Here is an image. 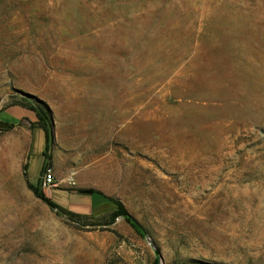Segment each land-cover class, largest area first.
Masks as SVG:
<instances>
[{"label":"rangeland","instance_id":"obj_1","mask_svg":"<svg viewBox=\"0 0 264 264\" xmlns=\"http://www.w3.org/2000/svg\"><path fill=\"white\" fill-rule=\"evenodd\" d=\"M0 120V264H264V0H0Z\"/></svg>","mask_w":264,"mask_h":264},{"label":"trees","instance_id":"obj_2","mask_svg":"<svg viewBox=\"0 0 264 264\" xmlns=\"http://www.w3.org/2000/svg\"><path fill=\"white\" fill-rule=\"evenodd\" d=\"M17 105H22L26 107L27 109L34 112V114L37 117V120L32 121L33 125L41 128L45 132V149L43 151V155L46 156V162L42 168V173L45 172L47 169V161L51 158V153L49 154V150L51 149L53 137H52V128H53V122L51 118V110L49 106L41 99L39 98H27L26 102H18ZM25 176L27 178V183L30 189L33 190L35 195L43 200L46 204H48L53 209H58L60 213H68L72 216H80V213L68 210L58 204L52 197H49L42 187V181H40L38 184H34L30 181L27 172H25ZM98 192V191H94ZM99 194H102L101 192H98ZM114 202V208L109 212V219L110 221H115L119 217H123L128 221L133 228L142 236L146 235V229L143 226V224L128 210L126 205L120 200L113 197H108ZM156 254H159V250L156 249ZM154 264H159V256H156ZM182 264H216V263H210L203 260H191L188 262H183Z\"/></svg>","mask_w":264,"mask_h":264},{"label":"crops","instance_id":"obj_3","mask_svg":"<svg viewBox=\"0 0 264 264\" xmlns=\"http://www.w3.org/2000/svg\"><path fill=\"white\" fill-rule=\"evenodd\" d=\"M45 148V147H44ZM44 148L43 147H40L39 148V152H37L38 154H42L43 155V151H44ZM55 200V199H54ZM100 199H97L95 198V196H91L89 198V200L85 201V200H82L83 202H80V203H75V204H71V206L69 205V207H71L73 210L72 211H76L78 213H86L87 210L89 209L90 207V204H94V202H97L99 201ZM56 201V200H55ZM60 203V202H59ZM60 205H62V202L60 203ZM63 207H65V205L63 204L62 205Z\"/></svg>","mask_w":264,"mask_h":264},{"label":"built area","instance_id":"obj_4","mask_svg":"<svg viewBox=\"0 0 264 264\" xmlns=\"http://www.w3.org/2000/svg\"><path fill=\"white\" fill-rule=\"evenodd\" d=\"M71 183H74V178L73 176L70 177ZM43 186L46 188H50L55 185V177L54 173L50 168H47L43 174V181H42Z\"/></svg>","mask_w":264,"mask_h":264},{"label":"water","instance_id":"obj_5","mask_svg":"<svg viewBox=\"0 0 264 264\" xmlns=\"http://www.w3.org/2000/svg\"><path fill=\"white\" fill-rule=\"evenodd\" d=\"M11 127H12L11 124H9V123H7L5 121L0 120V128L1 129H10ZM51 133H52V137L54 138V130H53V128H52Z\"/></svg>","mask_w":264,"mask_h":264}]
</instances>
